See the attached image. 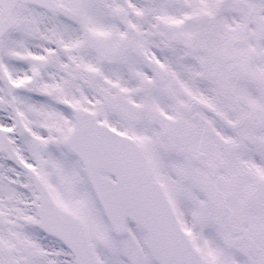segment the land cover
<instances>
[{
    "label": "snow or ice",
    "instance_id": "6c2138e0",
    "mask_svg": "<svg viewBox=\"0 0 264 264\" xmlns=\"http://www.w3.org/2000/svg\"><path fill=\"white\" fill-rule=\"evenodd\" d=\"M0 264H264V0H0Z\"/></svg>",
    "mask_w": 264,
    "mask_h": 264
}]
</instances>
